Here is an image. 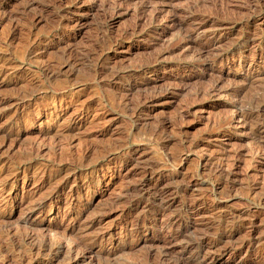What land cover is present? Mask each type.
<instances>
[{"label": "rangeland", "instance_id": "rangeland-1", "mask_svg": "<svg viewBox=\"0 0 264 264\" xmlns=\"http://www.w3.org/2000/svg\"><path fill=\"white\" fill-rule=\"evenodd\" d=\"M193 263L264 264V0H0V264Z\"/></svg>", "mask_w": 264, "mask_h": 264}, {"label": "bare ground", "instance_id": "bare-ground-1", "mask_svg": "<svg viewBox=\"0 0 264 264\" xmlns=\"http://www.w3.org/2000/svg\"><path fill=\"white\" fill-rule=\"evenodd\" d=\"M162 202V201H161ZM153 210V209H152ZM153 212V211H152ZM177 220V219H176ZM171 226H172V224H171ZM167 231V230H166ZM178 239V238H177ZM194 264V263H193ZM197 264V263H196Z\"/></svg>", "mask_w": 264, "mask_h": 264}]
</instances>
